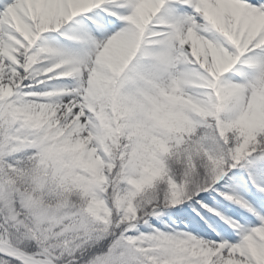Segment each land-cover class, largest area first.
I'll return each instance as SVG.
<instances>
[{"label":"snow or ice","instance_id":"1","mask_svg":"<svg viewBox=\"0 0 264 264\" xmlns=\"http://www.w3.org/2000/svg\"><path fill=\"white\" fill-rule=\"evenodd\" d=\"M0 264H264V0H0Z\"/></svg>","mask_w":264,"mask_h":264}]
</instances>
